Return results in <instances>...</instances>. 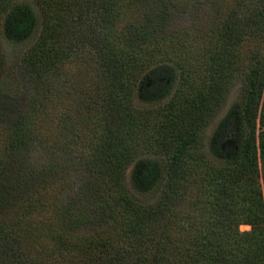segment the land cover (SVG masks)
I'll return each instance as SVG.
<instances>
[{
  "label": "trees",
  "instance_id": "1",
  "mask_svg": "<svg viewBox=\"0 0 264 264\" xmlns=\"http://www.w3.org/2000/svg\"><path fill=\"white\" fill-rule=\"evenodd\" d=\"M179 5L0 0V125L7 132L0 157V253L10 257L16 246L2 215L51 179L69 177L58 223L65 235L86 236L76 264H264V207L256 180L259 168L264 182L262 108L256 134L254 124L259 102L264 105V59L242 76L233 120L213 143L219 167L196 175L201 159L187 153L196 150L218 102L214 90L222 92L239 68L233 59L239 42H264V0H230L218 18L208 88L190 99L182 90L189 77L175 73L168 60L153 59L171 50L168 42L183 46L177 42L184 37L166 30L169 12ZM131 6L139 12L137 22L128 17ZM39 24L35 40L10 61L5 47L33 38ZM82 49L97 71V141L87 156L35 164L31 108L17 106L20 80L47 92L49 78ZM224 140L232 142L227 154L219 149ZM240 224L251 231H239Z\"/></svg>",
  "mask_w": 264,
  "mask_h": 264
},
{
  "label": "rangeland",
  "instance_id": "2",
  "mask_svg": "<svg viewBox=\"0 0 264 264\" xmlns=\"http://www.w3.org/2000/svg\"><path fill=\"white\" fill-rule=\"evenodd\" d=\"M176 1L180 5L177 10L173 9L169 12L166 30L168 33L178 34H174L172 38H181L179 35L184 37L182 39L184 42H177L182 43L183 46L179 47L175 42H168L171 50L165 49L163 55L153 56V59L168 60L170 65L175 66V73L182 71L189 77L182 90L186 98L190 99L195 93L203 94L208 88L209 76L215 69L216 52L219 47V42H215L218 18L228 7L230 0ZM130 11L128 16H131L130 21H139V12L135 7L131 6ZM39 28L40 24L34 31L33 38L31 37L27 42L5 47L6 52L10 50V61L19 60L22 52L35 40ZM235 51L237 56L233 59L239 68L232 71L222 92L218 88L214 90L220 92L216 95L218 102L203 127L196 150L191 147L187 152L189 157L197 156L201 159L194 170L196 175L207 174L210 168L219 167V163L214 159L216 153L213 143L224 124L233 120L232 115L237 107L242 87V76L255 60L264 59V42H239ZM96 72L91 54L82 49L72 54L59 67L57 73L49 78L47 86L50 89L47 92L43 90L35 92V84L20 80L22 85L17 96V106L21 109L31 108V121L38 141L33 154L35 164H44L53 158L63 159L65 162L67 158L76 160L90 154L100 133V122L94 110L95 105L96 108L98 107L94 89L97 82ZM260 104L261 102L254 119L255 134L261 128V126L257 128L260 124L259 108L263 109L264 114V105L262 107ZM6 137L7 132L0 125V157ZM220 148L227 154L232 150V142L221 141ZM260 164L258 160V166ZM261 173L258 168L256 180L264 207V182ZM69 182V177L53 178L43 189L2 215L5 224L10 228V236L16 246L15 253L10 257L0 253V264H76L78 262V251L85 245V234L65 235L58 223V212L68 195L66 187ZM197 187H199L197 182L192 183V192ZM189 199L191 197L185 198L184 202L188 203ZM246 226L248 225L240 224L238 230Z\"/></svg>",
  "mask_w": 264,
  "mask_h": 264
},
{
  "label": "clouds",
  "instance_id": "3",
  "mask_svg": "<svg viewBox=\"0 0 264 264\" xmlns=\"http://www.w3.org/2000/svg\"><path fill=\"white\" fill-rule=\"evenodd\" d=\"M245 230L251 231V226L249 225V226H246V227H241V229H240L241 232H243Z\"/></svg>",
  "mask_w": 264,
  "mask_h": 264
}]
</instances>
